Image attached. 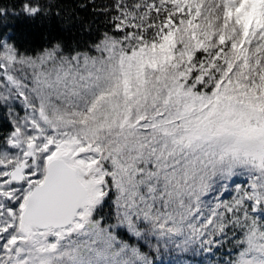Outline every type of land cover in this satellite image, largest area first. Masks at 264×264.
I'll use <instances>...</instances> for the list:
<instances>
[{
	"label": "snow or ice",
	"instance_id": "1",
	"mask_svg": "<svg viewBox=\"0 0 264 264\" xmlns=\"http://www.w3.org/2000/svg\"><path fill=\"white\" fill-rule=\"evenodd\" d=\"M56 5L0 2V264H155L139 242L229 232L225 264H264V0H113L94 38L21 48L9 16L93 31Z\"/></svg>",
	"mask_w": 264,
	"mask_h": 264
},
{
	"label": "trees",
	"instance_id": "2",
	"mask_svg": "<svg viewBox=\"0 0 264 264\" xmlns=\"http://www.w3.org/2000/svg\"><path fill=\"white\" fill-rule=\"evenodd\" d=\"M4 6L9 9L15 8L19 10L21 0H0ZM113 0H95L91 3L90 0H57V7L61 9L63 14L66 9H74L85 21L93 23V31L91 33L82 30V24L77 21L71 26H64L62 21L53 16L51 18H37L36 20H28L23 16L16 18L9 16V26L12 28L13 34L17 43L21 48L29 51L39 49L57 40H62L66 43L73 41H84L94 38L99 32L105 30V14L101 11H93V8L100 9L104 5H110ZM79 4L87 5L84 8L78 7ZM8 130L5 113L0 110V131Z\"/></svg>",
	"mask_w": 264,
	"mask_h": 264
},
{
	"label": "rangeland",
	"instance_id": "3",
	"mask_svg": "<svg viewBox=\"0 0 264 264\" xmlns=\"http://www.w3.org/2000/svg\"><path fill=\"white\" fill-rule=\"evenodd\" d=\"M246 177L240 176L235 178V183H244ZM235 184L229 185V190L224 192L220 197L222 200H230L232 195H234ZM114 222V221H112ZM119 231V230H118ZM221 243L213 247L212 252H205L202 249L198 253L187 252V253H174L169 255L168 253L162 252V254L157 255L152 251L147 244L142 241L139 242L142 246V251L148 252L154 259L155 264H225L230 258L229 250L232 249V236L231 232L228 233L227 237H217ZM131 243H137L136 239L133 237L130 240ZM155 241H153L154 243Z\"/></svg>",
	"mask_w": 264,
	"mask_h": 264
}]
</instances>
